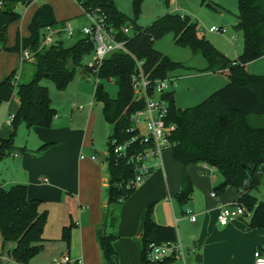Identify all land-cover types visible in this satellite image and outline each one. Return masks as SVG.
<instances>
[{
	"label": "trees",
	"instance_id": "1",
	"mask_svg": "<svg viewBox=\"0 0 264 264\" xmlns=\"http://www.w3.org/2000/svg\"><path fill=\"white\" fill-rule=\"evenodd\" d=\"M32 0H0V51L32 49L35 70L27 82H15L16 69H12L0 80V103L7 101L13 90L19 99V106L12 114L10 125L14 129L7 139H0V159L17 148L13 145L16 128L24 124L27 128L51 126L56 109L51 104L47 88L40 83L46 77L51 79L58 89L63 90L72 79L78 67L88 68L84 58L93 50V42L80 36L70 46L61 39L47 47L39 48L46 26L58 25L52 7L41 3L27 24L28 35L16 33L13 46H7V28L17 20L21 11L17 5H28ZM86 11L97 10L104 13L108 23L115 31L116 38L124 41L128 52L115 51L107 55L98 66L95 76L100 80L115 79L118 85L115 97H110L103 84L96 83L93 100L102 104L105 120L112 125L108 136V152L105 161L108 171L107 205L102 216V228L96 231L97 242L104 261L112 264L115 255L113 241L117 235L105 227L110 215V226L114 227L117 217L112 205L131 196L136 187L128 185L133 179L131 165L118 158L111 148L110 141L118 142L129 137L126 129L130 125V115L143 108V99H136L131 76L136 71L135 60H141V68L147 78L153 82L165 78L175 68L182 66L170 60L154 48L156 39L166 33H172L173 42L187 46L192 53H201L207 60L204 70L227 69V83L216 89L196 105L179 108L175 105L172 91L162 96L168 101V121L175 124L170 134L172 157L183 165L180 189L176 199L180 206L190 198L192 182L186 167L192 163H205L213 166L222 176V181L214 186L216 194H222L227 186L238 191L235 202L244 206L249 215L251 228L264 229V200H258L252 194L264 178V127L252 126L250 115H264V74L250 73L245 65L264 57V0H238V12L235 29L242 34V50L235 59H230L207 39L198 36L196 20L189 15L167 12L150 24L140 26L136 23L140 12L141 0H132L130 17L120 11L114 0H76ZM168 4L169 0H164ZM130 25L132 33L126 34L122 27ZM42 146H46L43 144ZM145 143L138 141L133 150H144ZM25 151V147L18 148ZM26 184L14 183L7 188L0 186V236L2 242H13L12 259L27 264L43 248L45 241L42 231L48 211L42 207V200L28 198ZM62 239L69 240V226H64ZM177 240L174 225L160 224L153 218V203L146 206L142 218L140 264H167L173 258L154 263L147 258L150 243L160 244Z\"/></svg>",
	"mask_w": 264,
	"mask_h": 264
},
{
	"label": "crops",
	"instance_id": "2",
	"mask_svg": "<svg viewBox=\"0 0 264 264\" xmlns=\"http://www.w3.org/2000/svg\"><path fill=\"white\" fill-rule=\"evenodd\" d=\"M41 1L46 3L45 0ZM70 3L76 4L79 14L86 16L76 0ZM114 4L120 11L126 13L119 8L116 0H114ZM71 16V14H67L64 19L59 20L58 24H62L65 19L71 22ZM75 29L79 30L76 27ZM78 37L80 35H77ZM24 62L29 63V61ZM245 68L250 73L264 74V57L248 62ZM227 72L226 68H216L185 75H173L176 78L175 85L170 87L169 91H172L174 95L175 88L180 81L185 102V106H178L174 96L175 105L185 108L201 102L227 83ZM197 79L199 80L197 81ZM79 98L73 97L70 102L71 111L68 115V122L63 121V114H60L61 117L58 118L56 110V116L48 128L40 126L27 128L25 125H23L25 127H21V124L18 126V128H26L29 138L25 144L16 145L17 149L8 155L11 157V162L8 168L7 185L3 186L0 183V186L7 188L14 183L26 184L27 197L42 200V207L47 209L48 216L42 231L45 241L39 253L46 252L49 255L57 249V256H59L67 249L71 259L80 258L81 264H104L106 262L97 242L96 231L98 228H102L103 210L107 205L108 171L105 158L101 157L104 162H98V158L92 152L94 150L92 142L89 141L92 109L88 111L84 129L76 124L79 123L81 109L83 110L85 107L77 104ZM18 106L19 99L16 94L15 111ZM11 115L8 114V116ZM0 121V136H5L11 125L8 122V117L6 121L3 117ZM260 125L264 127V115L260 117ZM30 138H32L31 144ZM43 144L46 146H42ZM20 147H25V151L18 149ZM101 154L106 155L102 152ZM92 156L95 157L92 158ZM149 163L155 165L157 160L149 159ZM158 163V166L153 168L150 175L136 187L131 196L115 203L119 205L120 214L116 217L120 218V221L117 230H115L116 224L113 227L112 232L117 237L112 245L114 250L116 248L128 253L129 264L139 262L142 218L146 206L150 203H153L154 220L160 224L174 225L177 229V239L181 245L188 244L185 238L187 233L185 227L187 225L191 227L189 231L190 235H193V246L187 245L186 249L190 252L199 251L202 254V260L206 262H210L211 255L217 252V247H221L219 240L213 238V235L229 239L240 226L246 231H264L262 228L251 229L249 220L247 222L241 215L234 217L226 225L218 223L219 206L233 203L238 197V191L235 187L229 186L232 188L231 191L228 192L227 188L229 187H227L222 194L212 196L214 186L222 181L221 174L213 166L205 163H192L186 167L193 190L190 198L183 206H180L176 194L180 189L183 165L172 157L171 150L162 151ZM114 208V206L111 207L113 212ZM191 215L195 216L194 221L190 220ZM64 226H69L68 241L61 237ZM194 231H198V234H194ZM13 246V242H2L0 264L3 250L6 251V254L7 251H10L7 256L14 261L11 257ZM260 252L264 256V253ZM250 256L252 259V254ZM54 257L52 256L51 261ZM33 258L27 264H30ZM216 260L214 255L211 262L217 264ZM15 264L20 263L15 262ZM185 264L187 263L185 262ZM196 264L198 263L196 262Z\"/></svg>",
	"mask_w": 264,
	"mask_h": 264
},
{
	"label": "rangeland",
	"instance_id": "3",
	"mask_svg": "<svg viewBox=\"0 0 264 264\" xmlns=\"http://www.w3.org/2000/svg\"><path fill=\"white\" fill-rule=\"evenodd\" d=\"M73 0H45L46 3L53 7L54 15L59 20L64 19V16L71 14V24L77 29L88 25V19L84 15H80L77 11L76 4H71ZM44 1L32 0L28 5H17V9L21 11L17 20L8 25L7 28V46H13L15 42L16 33L19 32L21 36L27 34V23L31 13L35 10L36 6ZM119 8L126 12L128 16H132V0H116ZM116 5V4H115ZM178 6V10L175 9ZM175 12L189 15L193 20L198 23L197 34L210 41L215 47H217L222 53H224L230 59H233L242 50V34L241 31L235 29L236 16L238 12V0H175L174 2L168 1V4L164 0H141L140 12L135 19L136 23L140 26H145L153 22L159 16L167 13ZM68 19H65V21ZM214 25L218 27L216 31H210L209 28ZM64 44L67 46L72 45L77 40V35L69 38L64 35L61 36ZM155 49L160 51L163 55L167 56L174 62H179L182 66L171 70L168 76L173 75H185L193 72H203L207 66V60L201 53H192L191 49L187 46H179L173 42L172 33H166L156 39L153 43ZM91 59L90 56L84 58V63H87ZM22 60L20 52L17 51H0V80L13 68L16 69L14 75V81L27 82L31 78L35 66L34 60H30L29 63ZM24 62V63H22ZM93 71L89 68L78 67L76 68L72 79L67 83L63 90L57 88L55 83L49 78H42L40 83L47 88L48 94L51 99L52 106L57 110V116L60 118V114H63V121L68 122V115L71 111L70 102L73 97H80L77 104L84 105V109H81V116L79 123L83 129L86 127L88 111L92 109V120L89 126V141L92 142V152L98 158V162H104L101 159V152H108V136L112 132V125L109 124L102 111V104L93 100V93L95 89L96 77L91 73ZM22 74V75H21ZM86 74L89 78L83 76ZM199 79H197L198 81ZM98 83L103 84L105 91L110 97H115L118 90V85L115 79L100 80ZM176 104L180 107L185 106L184 91L180 81L174 91ZM16 90L14 89L10 98L7 101L0 103V120L3 117L6 121L8 114H14L15 109ZM91 103V105H90ZM85 111V112H84ZM1 122V121H0ZM249 123L252 126L260 124L259 115H250ZM21 127L24 124H21ZM7 129V135L0 136V139H7L13 132L12 126ZM26 128H16L13 137V145H23L29 138ZM32 138H30V144ZM163 151H170L165 149ZM11 157L5 156L0 159V183L3 186L7 185L8 180V168L10 166ZM146 180V179H145ZM144 180V181H145ZM141 185V184H140ZM138 187V186H137ZM229 187V186H227ZM226 187V188H227ZM226 190V189H225ZM232 188H227V191H231ZM252 194L256 196L258 200H264V178L261 185L252 190ZM115 210L113 214L118 217L120 214L119 205L113 204ZM106 211V208L103 210ZM241 217L248 222L249 215H241ZM110 215L106 218V231H113V227L110 226ZM120 218H117L116 228ZM186 228V240L188 246H193V239L190 235L189 225ZM251 228V227H250ZM255 229V228H251ZM248 230L243 227H238L237 231L226 239L222 236L213 235V238L219 240L221 247H217V252L211 255L210 262L202 260L198 264H213L211 262L216 257L217 264H255V258L253 255L254 249L260 250L264 253V231L263 230ZM252 232V233H251ZM251 233V234H250ZM194 234H198V231H194ZM250 234V235H249ZM228 241V242H227ZM2 240L0 237V251ZM185 243L182 247L184 249V260L175 259L172 264H196L195 256L197 254L202 255L199 251L190 252L187 251ZM220 249V251H219ZM252 252V253H251ZM250 254H252V259ZM52 256H57V249L52 254H46V252L38 253L33 258L30 264H52ZM206 256V255H205ZM129 255L125 251H121L115 248V255L113 257L112 264H129ZM1 264H15L3 250ZM73 264V263H72ZM106 264V263H104ZM135 264H140L136 261ZM215 264V263H214Z\"/></svg>",
	"mask_w": 264,
	"mask_h": 264
},
{
	"label": "built area",
	"instance_id": "4",
	"mask_svg": "<svg viewBox=\"0 0 264 264\" xmlns=\"http://www.w3.org/2000/svg\"><path fill=\"white\" fill-rule=\"evenodd\" d=\"M175 3V0H170ZM178 10V6L175 8ZM84 10V9H83ZM88 18V25L81 27L78 31L70 21H64L55 26H46L44 36L39 48L47 47L61 36L73 37L80 35L88 37L93 42V50L89 55L91 59L86 63L87 67L95 72L103 59L112 52H128L124 41L116 38L112 26L108 23L104 13L92 10H84ZM210 31L218 30V27L212 25ZM122 31L126 34L132 33V27L125 25ZM36 51L32 49H23L20 52L22 60H34ZM136 71L131 76L132 87L136 99H143L144 106L130 115V125L126 129L129 137L124 141L118 142L116 139L110 141L112 152L120 159H124L127 164L133 168L134 176L128 185L139 186L150 175L153 168L158 166L160 154L163 150L171 146L170 134L175 130V124L168 121V101L162 95L169 91V88L175 85V77L167 76L151 82L143 73L141 60H135ZM89 78L88 75L83 76ZM95 83L99 81L97 76ZM75 106V104H74ZM78 107V106H77ZM12 116V115H11ZM11 116L8 118L10 123ZM145 143L147 148L144 150H133L136 142ZM95 156H92L94 158ZM149 159H156L157 163L151 165ZM212 196L216 193L212 191ZM169 199V198H167ZM245 212L244 206L235 201L228 205H220L217 221L220 225H226L230 220ZM190 220L194 221L195 216L191 215ZM255 264H264V256L259 250L254 251ZM147 258L154 263H160L167 258L182 259L184 261V249L177 240L167 241L160 244L150 243L147 251ZM52 264H81L80 258L71 259L69 252L65 249L58 257H54ZM185 263V262H184ZM167 264H172L169 262Z\"/></svg>",
	"mask_w": 264,
	"mask_h": 264
},
{
	"label": "water",
	"instance_id": "5",
	"mask_svg": "<svg viewBox=\"0 0 264 264\" xmlns=\"http://www.w3.org/2000/svg\"><path fill=\"white\" fill-rule=\"evenodd\" d=\"M101 157H102L103 159L105 158V156H104L103 154H101ZM7 254H10V251H7ZM195 261H196L197 263H199V262L202 261V257H201L200 254H197V255L195 256Z\"/></svg>",
	"mask_w": 264,
	"mask_h": 264
}]
</instances>
